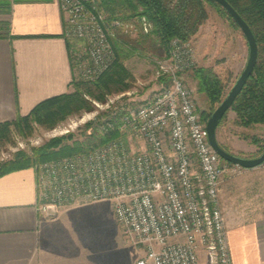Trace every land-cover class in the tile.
<instances>
[{
    "label": "built area",
    "instance_id": "obj_1",
    "mask_svg": "<svg viewBox=\"0 0 264 264\" xmlns=\"http://www.w3.org/2000/svg\"><path fill=\"white\" fill-rule=\"evenodd\" d=\"M58 1L66 37L85 45L81 72L89 80L113 63L118 31L151 28L145 18L139 25L108 22L97 0ZM158 63L170 83L109 123L107 132L118 129L120 137L34 166L37 207L55 216L76 205L112 202L123 231L144 249L134 264H198L202 253L207 264H233L220 185L234 164L211 145L207 121L185 84L183 74L193 64L190 42L173 38L167 59Z\"/></svg>",
    "mask_w": 264,
    "mask_h": 264
},
{
    "label": "crops",
    "instance_id": "obj_2",
    "mask_svg": "<svg viewBox=\"0 0 264 264\" xmlns=\"http://www.w3.org/2000/svg\"><path fill=\"white\" fill-rule=\"evenodd\" d=\"M65 24L58 0L11 4L0 31L7 33L0 37V124L70 92L73 39L68 41ZM37 200L34 166L0 176V264H112L90 241L67 235L58 221L76 206L47 216ZM220 204L233 264H264V167L222 181Z\"/></svg>",
    "mask_w": 264,
    "mask_h": 264
},
{
    "label": "rangeland",
    "instance_id": "obj_3",
    "mask_svg": "<svg viewBox=\"0 0 264 264\" xmlns=\"http://www.w3.org/2000/svg\"><path fill=\"white\" fill-rule=\"evenodd\" d=\"M12 2L13 0H0V25L4 31L9 18L8 7ZM205 8L207 18L197 32L188 39L193 49V64L183 76L198 111L202 117L206 118L221 102L216 105L210 104L206 95L200 91L197 69L211 68L215 71L225 84L224 99L246 66L249 47L241 29L222 12L217 4L205 1ZM142 21L143 18L136 19L133 23L139 25ZM120 32H117L119 35L114 38V41L120 40V36L125 34ZM144 33L139 29L128 36L138 39ZM84 47L81 41L73 40L74 82L95 81L82 76V65L86 62ZM143 47L137 51L124 49L126 55L124 63L133 74L128 91L110 94L104 102L86 96L92 104L90 109L71 114L53 126L40 122H32L30 126L12 125L0 135V162L11 160L20 152L34 156L35 149L53 139H62L59 145L63 146L86 141L92 134L103 135L107 133L109 123L119 121L127 108L141 104L168 85L169 79L161 73L158 63L160 60L167 59L168 54L161 50L156 51L147 44ZM73 90L74 87L71 86L70 92ZM217 139L227 151L233 154L248 158L258 157L264 152V125H242L237 119V113L230 109L217 128ZM258 140L260 142H257ZM134 147L132 148L136 149ZM39 163L41 162L36 164ZM232 166L234 165L230 166L223 181L239 177L246 170ZM261 166L264 167V163ZM57 218L67 235L90 241L102 251L104 258L111 260L112 264H134L144 253L143 247L123 231L114 217L110 201L76 205ZM198 264H207L204 253L201 254Z\"/></svg>",
    "mask_w": 264,
    "mask_h": 264
},
{
    "label": "trees",
    "instance_id": "obj_4",
    "mask_svg": "<svg viewBox=\"0 0 264 264\" xmlns=\"http://www.w3.org/2000/svg\"><path fill=\"white\" fill-rule=\"evenodd\" d=\"M23 1L27 0H13V2ZM205 1L217 4L222 12L232 19L226 10L213 0H97L98 7L105 14L108 22L113 20L126 22L146 18L151 26L149 32L141 34L138 39H132L128 34H122L118 41H114L113 38L115 59L99 79L94 82H74L73 80L71 83L74 87L73 91L40 102L26 116H19L13 121L1 123L0 135L12 125L30 126L32 122L56 125L71 114L90 109L92 104L86 96L104 102L110 94L128 91L133 74L124 63L126 57L124 49L137 51L147 44L156 51L161 50L168 54L173 38L190 39L205 21L207 18ZM227 1L251 27L259 47L258 61L253 74L237 96L231 109L237 113V119L242 125H264V0ZM11 4L8 7L9 12ZM0 29L3 30L2 27ZM6 34V32L0 33V37ZM67 39L70 40L68 37ZM69 47L71 48V59H73L70 42ZM196 75L199 79L200 91L206 95L210 104L216 105L222 102L225 84L215 71L211 68H200L197 69ZM210 116L211 114L202 118L207 121ZM120 136L118 129H113L103 135L92 134L81 143L63 146L59 145L62 139H53L35 149L34 156L20 152L13 159L0 162V176L14 170L33 167L37 162L57 160L88 152Z\"/></svg>",
    "mask_w": 264,
    "mask_h": 264
},
{
    "label": "water",
    "instance_id": "obj_5",
    "mask_svg": "<svg viewBox=\"0 0 264 264\" xmlns=\"http://www.w3.org/2000/svg\"><path fill=\"white\" fill-rule=\"evenodd\" d=\"M213 1L218 3L226 10V12L232 17L234 22L239 26V28L243 32L249 47V56L246 66L242 73L239 75L235 84L232 86L226 97L222 100V102L218 105V107L207 120V131L209 135V141L213 148L216 150V152L227 162L234 165H238L245 169L255 168L264 163V152L258 157L248 158L227 151L217 139V128L223 116L231 109L237 96L243 90L248 79L253 74L254 68L258 61V43L251 27L227 0Z\"/></svg>",
    "mask_w": 264,
    "mask_h": 264
},
{
    "label": "bare ground",
    "instance_id": "obj_6",
    "mask_svg": "<svg viewBox=\"0 0 264 264\" xmlns=\"http://www.w3.org/2000/svg\"><path fill=\"white\" fill-rule=\"evenodd\" d=\"M226 161V160H225Z\"/></svg>",
    "mask_w": 264,
    "mask_h": 264
}]
</instances>
